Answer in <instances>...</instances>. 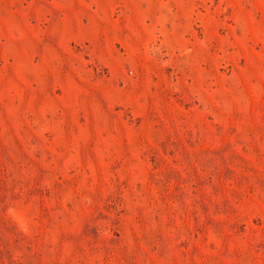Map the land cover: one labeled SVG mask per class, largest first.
<instances>
[{"label": "rangeland", "instance_id": "rangeland-1", "mask_svg": "<svg viewBox=\"0 0 264 264\" xmlns=\"http://www.w3.org/2000/svg\"><path fill=\"white\" fill-rule=\"evenodd\" d=\"M0 264H264V0H0Z\"/></svg>", "mask_w": 264, "mask_h": 264}]
</instances>
